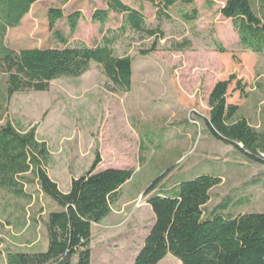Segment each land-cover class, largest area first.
Instances as JSON below:
<instances>
[{
	"label": "rangeland",
	"instance_id": "1",
	"mask_svg": "<svg viewBox=\"0 0 264 264\" xmlns=\"http://www.w3.org/2000/svg\"><path fill=\"white\" fill-rule=\"evenodd\" d=\"M139 9L147 23L157 24V8L148 0H122ZM223 0H196L198 19L182 22L174 13L161 25L167 39L149 55L140 51L153 39L131 30L119 34L112 45L116 55L133 58L130 90L117 88L102 67L93 63L79 77H62L48 91L16 93L8 117L27 130L37 126V136L46 141L50 154L49 176L62 191L101 156L98 169L131 168L132 178L122 187L111 213L92 228V264H133L152 225L154 213L146 192L157 179V189L169 194L176 183L202 174L220 177L211 194L212 209L227 197L249 201L231 207L235 214L264 212V164L248 160L232 143L215 138L205 121L219 111L212 95L225 87L221 124L224 135L244 147L251 127L264 129V53L244 50L232 20L221 13ZM65 15L81 11L82 17L70 45L96 46L104 36L112 37L122 25V14L110 13L101 30L92 21L96 9L107 8L102 0H40L32 5L20 26L10 29L6 42L16 49L62 47L49 24V10ZM192 7H188L190 10ZM58 29L70 33L67 20ZM190 49L174 51L172 43L183 38ZM225 48L220 51L219 47ZM115 89V90H114ZM32 199L17 198L0 190V264L7 250L37 252L47 247L43 225L51 198L28 186ZM158 264H182L167 255Z\"/></svg>",
	"mask_w": 264,
	"mask_h": 264
},
{
	"label": "trees",
	"instance_id": "2",
	"mask_svg": "<svg viewBox=\"0 0 264 264\" xmlns=\"http://www.w3.org/2000/svg\"><path fill=\"white\" fill-rule=\"evenodd\" d=\"M38 1L0 0V190L30 200L33 193L28 186L38 187L52 199L53 208L43 218L46 249L7 250L6 264H92L93 225L111 213L134 170L98 169L102 160L96 152L91 167L72 179L68 191H62L47 170L50 151L46 141L38 138L37 126L21 130L14 125L8 117L10 101L19 92L48 91L56 79L82 76L93 63L102 67L116 89L130 90L134 60L129 55L115 54L112 45L118 35L131 30L153 39L150 47L140 51L141 55H149L157 50L161 40L167 39L161 25L163 19L172 20L175 13L182 22L195 23L199 17L194 8L196 0H148L157 8V24L147 23L143 5L136 9L122 0H102L107 8L96 9L92 21L100 23L103 30L110 13L115 12L122 14V25L96 46L69 44L78 29L81 11L65 15L61 9L51 8L49 26L62 47H10L6 42L9 30L20 26ZM223 1L221 13L232 20L241 47L264 53V0ZM188 7L192 8L187 10ZM60 20H67L68 35L58 29ZM191 46L187 37L172 43L174 51H185ZM219 50L225 48L220 46ZM258 87L264 89L261 82ZM224 90V85L219 84L212 95V100H221V105L211 120L205 119L211 134L232 143L248 160L264 164V129L251 127L244 147L221 132ZM159 180L146 192L155 219L133 264H158L167 255L182 264H264V212L235 214L230 210L242 206L248 198L227 197L209 209L211 192L222 182L220 177L202 174L176 183L169 194L156 190Z\"/></svg>",
	"mask_w": 264,
	"mask_h": 264
},
{
	"label": "crops",
	"instance_id": "3",
	"mask_svg": "<svg viewBox=\"0 0 264 264\" xmlns=\"http://www.w3.org/2000/svg\"><path fill=\"white\" fill-rule=\"evenodd\" d=\"M148 204V203H147ZM147 237V236H146Z\"/></svg>",
	"mask_w": 264,
	"mask_h": 264
}]
</instances>
